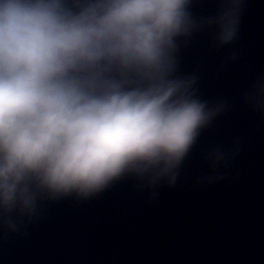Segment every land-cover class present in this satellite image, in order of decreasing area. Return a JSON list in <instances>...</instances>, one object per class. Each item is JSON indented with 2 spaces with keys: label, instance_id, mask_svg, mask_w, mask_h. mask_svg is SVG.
Here are the masks:
<instances>
[{
  "label": "water",
  "instance_id": "1",
  "mask_svg": "<svg viewBox=\"0 0 264 264\" xmlns=\"http://www.w3.org/2000/svg\"><path fill=\"white\" fill-rule=\"evenodd\" d=\"M0 264H264V0H0Z\"/></svg>",
  "mask_w": 264,
  "mask_h": 264
}]
</instances>
